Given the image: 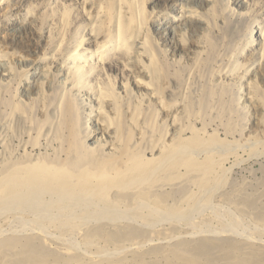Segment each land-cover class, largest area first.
Wrapping results in <instances>:
<instances>
[{
  "label": "rangeland",
  "instance_id": "rangeland-1",
  "mask_svg": "<svg viewBox=\"0 0 264 264\" xmlns=\"http://www.w3.org/2000/svg\"><path fill=\"white\" fill-rule=\"evenodd\" d=\"M118 9L122 24L125 22L122 30ZM0 14V56L10 67L8 78L0 74V162L25 159L27 151L32 155L45 153L46 149L53 152L52 146L47 145L37 103L26 102L25 96H30V92H26L25 72H29L33 83V73L42 70V93L53 102H58L63 89L72 97L65 71L77 47L81 55L92 61L87 64L88 76L83 81L86 92L79 94L74 90L84 124L88 123L86 118H96L99 111L98 101L91 95L99 86L107 100L113 94L119 96L125 88L135 104L139 94L134 81L144 78L135 71L126 45L135 43L140 32L146 37L149 55L160 77L159 86L151 81L153 89L163 100L161 107L148 100L142 105L145 140L163 145L164 141L175 139L173 128L182 127V136L188 137L195 129L205 138L226 143L242 146L251 138L263 144L259 154L238 150L239 155L225 165L229 173L213 195L215 208L211 205L193 218L198 228L211 226L212 229L203 230V235L185 223L164 224L154 231H134L131 237L127 230L122 229L121 235L102 224V236L93 238L96 247L87 250L84 243L89 238V227L90 231L84 227L64 235L47 228L46 238H40L39 229L27 217L25 229L14 222V231L24 229L25 237L33 239L37 249L68 259L74 253L69 247L75 243L73 246L82 254L88 251L95 261L103 258L100 249H108L130 260L141 261L137 258L141 256L146 264H164L159 250L184 242L196 256L209 261L207 264H231L227 255L234 249L235 256L248 259L247 264H264V0H3ZM101 60L99 70L92 74L93 64ZM30 97L35 98L32 94ZM15 104L20 105L19 111H13ZM120 105L127 108L126 101ZM56 107L57 104L50 105L52 114ZM51 118L50 138L53 128L61 131L60 120ZM172 175L176 178L178 172ZM207 175H186L185 185L191 197L199 193L193 179ZM180 186L175 181L171 183V189ZM173 194L165 206L186 207L187 203L182 205L176 192ZM233 217L239 227H233ZM227 219L233 226L225 222ZM224 223L230 226L227 230L215 229ZM222 231L223 235H214ZM49 264L56 262L51 259Z\"/></svg>",
  "mask_w": 264,
  "mask_h": 264
},
{
  "label": "bare ground",
  "instance_id": "bare-ground-1",
  "mask_svg": "<svg viewBox=\"0 0 264 264\" xmlns=\"http://www.w3.org/2000/svg\"><path fill=\"white\" fill-rule=\"evenodd\" d=\"M2 1L0 0V4ZM118 14L119 27L122 30L125 22L122 24L120 9ZM93 30L95 34L96 29ZM121 30L118 31V36L121 35ZM79 48L77 47L72 54L74 56L68 59L69 66L65 71V77L69 79L72 86V91L68 90L72 97L66 89H63L58 102H53L42 93L40 84L42 79L39 78L42 70L33 73L35 79L33 83L29 72H25L26 92H30V96L31 94L35 96L32 98L26 95V102L37 103V113L40 112L47 145L52 146L53 152L49 153L46 149L45 153L32 155V152L25 150L27 151L25 159L0 162V264H49L51 259H54L56 264H146L141 256L137 257L141 258V261L135 258L130 260L127 256H122L117 251L110 252L108 249H100L103 258L95 261L88 251L85 250L82 254L83 252L73 246L75 243L68 244L69 250L74 252L69 259L48 254L37 249L33 239L25 237L23 223L25 218L31 217L32 224H30L39 229V234L38 231L36 233L40 238H46L44 232L47 228L55 229L58 234L63 235L64 233L72 234L71 232L84 227H87V230L90 228L91 231L89 229L90 233L88 232L90 239L87 236L88 239L84 243L87 250L96 247L93 238L102 236L100 229L103 228L102 224L111 227L113 231H117V234L123 231L122 229L127 230L131 237L134 231H154L164 224L185 223V226L188 225L186 227H191V230L199 231L203 235V230L211 226L198 228L193 218L202 210L209 209L211 205L215 208L212 202L213 195L221 189L229 173L225 165L231 157L239 155L238 150L240 152L241 149H248L251 155L259 154V149L263 145L251 138L242 146L208 139L195 129L188 137L182 136L179 133L183 131L182 127L173 128L175 139L170 142L164 141L163 145H156L153 140H145L142 136L145 127L141 126V117H144L142 105L148 100L149 103L161 107L163 100L151 83L154 80L158 86L161 84L148 52L146 37L142 32L137 35L135 43L126 45L127 55L135 71L139 77L144 78H137L134 81L139 101L136 97L133 104L125 88H122L119 96L113 94L112 99L107 100V94L99 86L95 94H91L98 101L96 103L99 111L96 118H86L88 123L84 124L76 107L74 90H76L75 93L79 91V94L86 92L83 81L88 76L87 64L92 61L89 60L91 57L81 55L78 52ZM101 63L103 60L93 64L92 74L99 70ZM9 73L8 62L0 56V74H3L6 79ZM10 75L12 78V68ZM124 101L127 108L120 105V102ZM55 104L57 107L52 114L49 107ZM19 106L15 104L13 111L14 109L19 111ZM109 107H113L112 111H105ZM149 111H152L151 107ZM113 114L116 120L111 118ZM51 116L60 120L58 124L61 131L53 128V137L50 138L48 122H52ZM145 120H148V116ZM214 154L217 157H214ZM176 172L178 175L175 178L172 174ZM189 174L192 176L208 174L206 177L193 179L199 193L192 197L185 185L186 175ZM173 181L181 186L171 189ZM175 192L182 205L187 203L186 207L165 206ZM231 219H234L231 220L234 226L230 224L229 219L225 222H229L233 227L240 226L235 217ZM14 222L21 223L20 227L23 226L24 229L14 231L12 229ZM228 226L226 224L215 229L227 230L230 227ZM211 232L214 233V231ZM234 251L236 249L227 255V260L231 264L248 263L247 258L235 256ZM159 254L165 259L164 264H207L206 262H209L196 256L192 247L184 242L175 248H162Z\"/></svg>",
  "mask_w": 264,
  "mask_h": 264
}]
</instances>
